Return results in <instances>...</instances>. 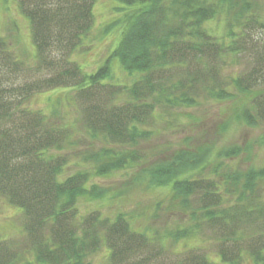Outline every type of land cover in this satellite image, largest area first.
Listing matches in <instances>:
<instances>
[{"label":"trees","instance_id":"obj_1","mask_svg":"<svg viewBox=\"0 0 264 264\" xmlns=\"http://www.w3.org/2000/svg\"><path fill=\"white\" fill-rule=\"evenodd\" d=\"M15 1L29 22L36 72L44 74L24 87H4L2 69L13 73L28 65L29 70L33 63L19 59L0 36V196L20 209V233L28 241L27 248L0 236V264H84L103 245L110 264H212L196 248L179 255L171 251L169 258L165 244L204 234L215 240L214 254L221 261L243 264L246 256L250 264H264V165L240 176L216 164L213 175L205 176L196 172L204 154L177 152L150 165L145 178L146 188L171 187L188 214L182 227L158 237L133 229L123 213L88 215L84 222L78 197L101 193L87 188L89 172L61 177L69 128L24 104L43 91V83L48 89L70 88L90 137L136 147L153 137L155 125L173 108L196 106L202 95L225 99L235 96L231 89L247 95L264 86V46H255L264 39V9L258 2L117 0L131 9L120 17L123 30L107 59L87 72L70 56L92 42L96 0ZM222 16L225 27L217 35L209 23ZM253 38L257 42L251 46ZM48 51L56 55L47 57ZM110 57L119 59L126 83L113 82ZM241 58L249 63L241 64ZM249 95L235 120L264 130V90ZM257 143L264 146V132ZM228 153L223 157L234 154ZM82 155L98 164V175L142 159L135 152L118 156L107 147Z\"/></svg>","mask_w":264,"mask_h":264},{"label":"rangeland","instance_id":"obj_2","mask_svg":"<svg viewBox=\"0 0 264 264\" xmlns=\"http://www.w3.org/2000/svg\"><path fill=\"white\" fill-rule=\"evenodd\" d=\"M256 1L261 9H264V0ZM125 9L128 8L117 0H96L92 8L94 16V26L90 35L92 42L82 50L74 51L70 59L80 65L84 71H95L107 59L119 39L120 31L123 30L122 23H119L120 17L131 10L125 11ZM220 20L209 23L210 28H214L212 31L217 35L221 34L225 27L224 17H220ZM0 36L5 39L11 51L19 59L29 63L34 62L35 50L30 36L29 22L19 11L15 0H0ZM258 41L255 46H264L262 37L258 38ZM87 42L88 40L84 44L86 45ZM256 42V38H253L249 44L252 46ZM53 52L48 51L47 57L56 55ZM241 59V64L249 63L248 59ZM109 64L113 82L126 83L129 77L120 67L119 59L110 57ZM28 67L27 65V69ZM37 68V64L33 63L29 70L19 67L17 71L10 73V70L2 69V83L5 82L6 88L24 87L31 81L36 83L40 76L37 74H44L36 72ZM47 86L43 83L41 85L43 91L24 104L33 110L43 112L52 122H58L69 128V144L61 152L68 162L61 177H68L78 172H89L87 188L92 186L94 191L101 193L96 198L78 197L76 209L84 217V222L91 218L88 215L95 216L98 213L99 216L113 218L118 213H123L130 220L133 229L151 236L156 234L158 237L164 236L169 228H177L179 225L182 227L188 219V214L179 206V198L171 192V187L146 188L148 183L145 178V170L150 165L165 161L177 152L190 153L194 156L204 154V163L196 172L205 176L213 175L216 164L221 165L219 170L232 169L240 176L250 168L264 165V146L257 143L264 130L250 127L241 119L235 120L253 97L249 94L255 90H264V86L246 91L249 93L247 95L237 89H231V94L235 96L225 99L202 95L201 102L196 106L178 110L173 108L164 115V119L159 120V124L155 125L153 137L133 148L129 145L103 143L100 137L94 139L90 137L85 124H80L78 107L71 99L72 90L48 89ZM105 147L119 154L118 156L135 152L142 159L134 164H123V167L114 169L108 174L98 175L95 172L98 164L85 160L82 154L88 151L98 152ZM231 151L234 152L233 155L229 158L223 157L224 152ZM21 227L20 209L9 205L8 201L0 196V236L12 240L16 245L22 242L23 246L28 248V241L20 233ZM214 243L215 240L208 234L178 241L165 240L166 246L170 249L169 258L174 256L171 251L179 255V252L196 248L207 253L206 259L210 263L227 264L214 254ZM108 254V249L103 245L97 253L88 257L84 264H110ZM241 260L243 264H250L246 256Z\"/></svg>","mask_w":264,"mask_h":264}]
</instances>
